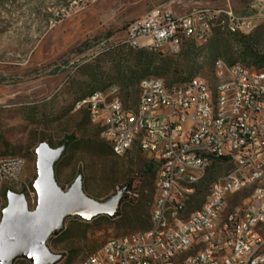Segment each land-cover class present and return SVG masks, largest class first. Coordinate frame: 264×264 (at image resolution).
I'll return each instance as SVG.
<instances>
[{"label":"rangeland","instance_id":"374dc122","mask_svg":"<svg viewBox=\"0 0 264 264\" xmlns=\"http://www.w3.org/2000/svg\"><path fill=\"white\" fill-rule=\"evenodd\" d=\"M248 3L254 6H246ZM263 3L97 0L65 17L62 13L67 0H0V158L18 156L24 160L22 184H3L0 188V221L8 191L23 194L29 210L36 208L33 183L38 175L37 146L46 143L57 148L65 144L54 167L56 183L62 190L67 191L81 175L83 192L97 201H106L123 188L126 192L113 216L65 220L64 229L46 242L52 253L62 256L56 264H80L98 253L106 240L148 229L156 165L136 147L121 156L114 155L86 112L74 111L77 101L95 89L116 84L125 103L134 104L139 80L151 77L165 84H179L201 76L213 86L217 58L227 64L263 68L264 17L254 22L250 34H244L253 36L250 43L260 52L257 59L244 56L235 39L226 43L223 36L216 35L225 34L218 31L204 43L188 39L176 55L141 48L138 50H144L145 56L138 57L134 55L136 49L123 43L128 24L153 8L182 15L192 8L230 5L238 12L247 7L257 9ZM228 168L213 163L205 176L206 186ZM204 191L201 187L191 210L203 203ZM14 264L31 263L21 258Z\"/></svg>","mask_w":264,"mask_h":264},{"label":"built area","instance_id":"2783aa9c","mask_svg":"<svg viewBox=\"0 0 264 264\" xmlns=\"http://www.w3.org/2000/svg\"><path fill=\"white\" fill-rule=\"evenodd\" d=\"M97 0L69 1L62 16L68 17L93 5ZM192 8L182 15L153 8L132 20L126 38L134 44L153 41L158 50L176 55L178 45L189 39ZM217 11H231V22L251 33L252 23L264 15L242 17L228 8H208L200 31H207V17ZM218 68V61H217ZM227 82H234L233 101H226L221 89L220 121H209L205 91L198 76L186 82L183 90L174 84L160 87L159 79H140L137 84L142 111L139 122H132V104L116 105L118 85L97 89V99L81 103L74 111H84L98 127L101 139L114 155L121 156L132 147L156 164L155 209L165 201L184 200V208H173L163 216L150 211V220H162L161 228L143 230L104 242L98 253L80 264H264V163L247 169L244 178H236L246 158L264 152V75L247 73L236 66L227 67ZM189 104V111H181ZM127 111V119H120ZM208 122H216L217 132H209ZM180 163L226 164L227 170L206 187V179L180 172ZM24 160H0V188L23 182ZM205 187L204 209L192 211L191 203ZM245 192L242 197L238 195ZM226 220V228H219ZM211 247V254H204ZM162 248V255H155Z\"/></svg>","mask_w":264,"mask_h":264},{"label":"water","instance_id":"95a60500","mask_svg":"<svg viewBox=\"0 0 264 264\" xmlns=\"http://www.w3.org/2000/svg\"><path fill=\"white\" fill-rule=\"evenodd\" d=\"M65 148V144L57 148H51L46 143L37 146L38 175L33 183L37 205L34 210L28 209L23 194L6 193L7 205L0 221V264H14L21 258L31 264H56L62 256L52 253L46 242L64 229L67 218L79 217L89 221L116 213L126 188L102 202L83 192L81 175L75 178L67 191L57 185L54 167Z\"/></svg>","mask_w":264,"mask_h":264},{"label":"bare ground","instance_id":"6f19581e","mask_svg":"<svg viewBox=\"0 0 264 264\" xmlns=\"http://www.w3.org/2000/svg\"><path fill=\"white\" fill-rule=\"evenodd\" d=\"M69 1L75 0H67V5ZM66 10V8H65ZM206 16V8H197L195 11H192V16L189 17V39H193L196 42L204 43L208 39L213 36L214 31H218L223 34H245L247 33L244 29H240V25H233L231 22H222L223 19H232V12L231 11H217V14L214 17H207V31H200L197 30L198 28V20H203ZM254 23H252L251 29L253 28ZM126 46L132 49H141V48H149L153 51L163 52L157 49V46H153V41L151 40H143L142 44H134L131 46V41L129 38H126L123 42ZM178 45L177 51L179 50L180 46ZM176 51V52H177ZM217 61H218V68H217ZM229 66H236L242 68L243 71L247 73H254V75H264V67L255 70L251 67H247L240 63H233L227 64L222 58H217L213 65V75L215 77V83L211 86L205 79L201 76H198L200 79V87L202 90L205 91V98H206V106H208V113H209V121H220L221 115V102H222V95L221 89H217V86L224 85V95L226 96V101H233V89H234V82H227V67ZM196 77V76H195ZM195 77L190 78L186 82L192 81ZM145 79H159V78H145ZM160 87H167L161 79ZM186 82L174 84V89L176 90H183L186 86ZM116 84H111L104 89H111ZM97 99V90H94L87 94L86 96L80 98L76 103V108L79 107L81 103H86L92 100ZM116 105H124V100L121 95V90L118 87V96H116ZM141 111H142V102L141 96L137 93L136 100L134 104H132V122H139L141 119ZM181 111H189V104H181ZM120 119H127V111H120ZM208 130L209 132H217V124L216 122H208ZM125 153H122V155ZM20 159L18 156H10L5 158H0V160H17ZM261 163H264V152H258V154H254L253 158H246L244 160V166H239L238 170L236 171V178H244L247 175V169H251L253 166H261ZM213 163H209L208 166L203 167L200 170L199 163H180V172H184L187 175H197L199 173V178H204L206 176L207 171L211 168ZM218 178V177H217ZM227 178H234V170H230L227 172ZM22 182H17V185H21ZM216 185V179L209 182L206 187H213ZM192 205V203H191ZM173 208H184V200H172V201H165L162 205V208L155 209V202H152L151 210L155 209V216H163L165 212H169ZM204 209V202L197 208L192 211H200ZM162 227V220H150V226L146 230H153V228H161ZM219 228H226V220H219ZM204 254H211V247H204ZM155 255H162V248H155ZM175 264H182V261H175Z\"/></svg>","mask_w":264,"mask_h":264},{"label":"trees","instance_id":"16d2710c","mask_svg":"<svg viewBox=\"0 0 264 264\" xmlns=\"http://www.w3.org/2000/svg\"><path fill=\"white\" fill-rule=\"evenodd\" d=\"M216 35L223 36L224 37V41H226V43L235 39L237 41V43L242 46V53H243L244 56L249 57L250 59H257V58L260 57L259 56L260 52H258L254 48V46H251L250 42H252V37H253L252 35H249V34L248 35H244V34H234V35H228V34L220 35V34H216ZM122 47H124V46H122ZM135 51L136 52H135L134 55H136L138 57L145 56L144 50H135ZM148 67L149 66L144 67L143 70H145V69L147 70ZM100 89H102V88H100ZM95 90H97V89H95ZM152 164L156 165L154 161H152Z\"/></svg>","mask_w":264,"mask_h":264},{"label":"crops","instance_id":"0c3cea01","mask_svg":"<svg viewBox=\"0 0 264 264\" xmlns=\"http://www.w3.org/2000/svg\"><path fill=\"white\" fill-rule=\"evenodd\" d=\"M264 1V0H263ZM246 6L252 7L254 5H251L248 3ZM235 15L242 16V17H252V16H258V15H264V3L257 7V9L251 10L250 8H242L240 11H235L232 6H228Z\"/></svg>","mask_w":264,"mask_h":264}]
</instances>
